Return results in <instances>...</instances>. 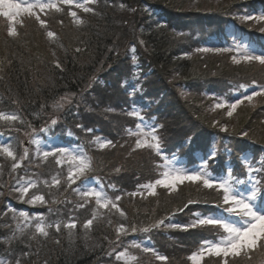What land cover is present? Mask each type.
Here are the masks:
<instances>
[{
    "label": "trees",
    "instance_id": "16d2710c",
    "mask_svg": "<svg viewBox=\"0 0 264 264\" xmlns=\"http://www.w3.org/2000/svg\"><path fill=\"white\" fill-rule=\"evenodd\" d=\"M257 1L237 0L224 8L187 10L172 7L161 0H97V3L89 5L95 11L92 14L84 13L74 4H61L62 11L40 15L46 22L47 30L56 33L54 41L49 40L45 28L32 16L21 18L15 25L18 35L10 37L7 34L8 21L0 17V110L15 111L25 121L12 130L0 126V133L6 142L13 143L18 154H22L24 148L29 151V159L23 161L18 174L38 172L43 174L42 179H47L60 169L61 166L51 158L46 163L39 162L35 156V145L30 140L35 138V133L53 113V102L67 96L70 104L60 114L53 134L59 137L60 143L78 144L89 154H94L91 155L93 158L96 155L100 158V161L96 159L98 169L91 174L95 181L92 178L89 180L103 187L111 198L135 192L139 185L161 176L164 158L153 151L136 149L135 145L128 144L124 154L115 148L103 153V149L100 150L94 143L96 137H106L116 142L128 136L129 131H135L137 118L128 115L132 110L153 119L157 126L162 125L158 127V134L162 137L163 154L167 158L181 157L182 164L191 166L207 154L208 149L213 147L211 144L216 143L214 146L218 154L229 157L233 169L241 175L244 172L241 164L244 152L264 156V141L252 136L254 129L257 131L255 127L261 126L260 119L264 120V104L253 111L247 121L239 124L240 132H221L192 117L193 113L181 94L175 92L177 87L168 82L167 73L171 71L187 77L178 84V89L183 93L199 92L209 100L223 98L228 101L233 98L232 87L228 89L230 81L264 84V66L257 62L255 69H246L251 70L250 73L246 72L249 74L238 71L225 73L221 71L227 68L229 53L207 54L191 61L182 57L185 53L192 57L198 53L196 49L213 47L216 41L227 43L231 37L238 40L247 36L252 42H261L259 35H264L259 30L261 25L249 28L247 22L241 23L235 18L250 10ZM260 1L264 7V0ZM75 2L83 3L84 0ZM120 4L125 7L120 8ZM69 11H75L77 18L85 21L82 27L71 24L73 17L68 14ZM156 22L164 27L157 28ZM235 29L237 33H231ZM77 49L80 51L77 52ZM200 66L208 71L201 70ZM193 67L201 74L191 75ZM210 68L215 71H209ZM134 88L137 90L133 91ZM219 121L220 124L232 126V121L223 118ZM28 124L32 127L29 128ZM77 124H83L93 131L88 133L81 130L76 127ZM32 129L37 131L33 134ZM244 132H247V136H242ZM28 134H32L29 141L26 140ZM71 135L78 139H69ZM112 151L121 153L120 157L115 154L118 160L110 162L105 157H112ZM139 155L144 158H139ZM123 158L132 159V163L124 165ZM0 164L3 165L0 184L5 185L0 189L5 193L0 196V259L5 264L14 261L22 251H28L22 243L6 241L15 228L12 213L7 212L8 207L29 214H43L50 221L66 220L69 216H75L81 222L91 218L94 202L85 208H77L79 197L72 190L56 197L61 202L50 205L53 209L51 213L49 207H33L19 202L7 188L12 182L9 178L10 161L0 157ZM62 167L66 172L67 164ZM212 168L215 173H220L226 170V165L218 162ZM78 185L79 182L73 187ZM187 189L179 186L175 207L150 221L145 217L152 208H140L136 216L135 212L126 214V219L115 210L100 209V219L87 236L78 228L70 240L66 230L59 234L51 230L50 238L45 242H32L33 255L30 259H24L23 264H44L45 261L47 264H124L122 260L117 261L115 256L125 249L129 255L136 257L128 264H189L187 257L197 251L204 240H219L224 235L222 230L196 228L180 231L161 227L148 233L129 232L115 245L108 242L115 240V228L119 223L127 226L135 220L136 225L144 227L167 218L166 223L188 224L194 218L193 213L218 211L214 207L218 202L214 191L198 184H189ZM189 200L195 203L178 211ZM141 202L139 200V206H142ZM109 219L111 224L108 223ZM105 236L108 240L104 239ZM57 239L61 241L59 244L55 243ZM134 242L154 248L167 260H157L151 253L132 248ZM37 252L38 255L35 254ZM205 264H221V261L215 258ZM230 264H264V251L251 253L250 258L242 255L230 259Z\"/></svg>",
    "mask_w": 264,
    "mask_h": 264
},
{
    "label": "snow or ice",
    "instance_id": "6c2138e0",
    "mask_svg": "<svg viewBox=\"0 0 264 264\" xmlns=\"http://www.w3.org/2000/svg\"><path fill=\"white\" fill-rule=\"evenodd\" d=\"M97 3V0H84L83 3H76L75 0H34L32 3L26 0H0V17L8 21L7 34L10 37L18 35L15 25L19 23L17 17L22 13L28 16H33L40 23L42 28H45L46 35L49 40L56 39V33L47 30V25L44 20L40 18L39 13H44L45 10L54 9L57 12L62 11L60 7L63 5H75L76 8L82 9L84 13H93L94 9L89 5ZM124 8V4L119 5ZM38 10V12H37ZM74 18L75 24L81 26L85 23L83 19L77 18L75 11L68 13ZM241 23L251 22L260 24V31L264 32V12L259 15L251 13L238 14L236 17ZM157 28H162L164 25L156 22ZM77 52L80 49L76 50ZM197 52H215V53H231V59L234 64L241 62H257L264 66V53L255 54L250 50L249 45L241 44L234 38L231 46L226 47H202L196 49ZM60 67L59 62L56 65ZM254 85L255 81L252 82ZM245 88V85H240ZM138 88V86H137ZM250 93H244L240 98L232 102L227 100L218 101L215 103V109H226L227 116L232 117L236 109L245 102L249 104L254 103L256 98L264 99V84L256 85ZM137 89H133L136 91ZM15 103V101H14ZM70 104L67 96L59 98L52 104L53 113L45 120L44 125L38 130L43 133L46 140L31 139L30 143L35 145V156L39 162L46 163L49 158L54 160L55 164L61 166L56 174L51 175L50 178L42 179V173H25L19 175L18 170L22 167L23 161L29 159V151L24 148L22 154H18L13 143L0 142V157L10 161L9 178L10 182L7 185L8 191L14 194L15 198L21 202L33 207H49L51 213L53 209L50 205L58 204L56 197L68 190H72L79 197L77 208H85L90 203L94 202L95 208L91 213V218L79 221L75 216H69L65 219H57L50 221L43 214H29L26 211H17L12 207L7 208V212L12 213V220L15 223V228L12 230L10 237L6 238L8 243L13 241L24 244L28 251H22L21 255L14 258V261H9L8 264H23L24 259H30L33 255L32 242L43 243L50 238V231L54 230L59 234L62 230H66L69 239L79 229H82L85 236L94 228V223L100 219V209L115 210L121 217L126 214L120 209L116 203L121 199V196H116L113 200L107 195L103 187L97 188L89 184L91 174L95 171L92 157L81 148L78 144H57L53 135L56 126L59 123L60 114L63 113L66 106ZM41 107H45L41 105ZM128 115L139 119L140 123L135 125V131H129V135L135 136L136 149H148L155 152L158 156L164 158L165 170L161 173V178L154 182L139 185L138 191L128 193L129 196L135 197L137 195L144 197L145 193L150 196H156L157 187L165 189H174L179 184L185 181L193 184L203 186V188L212 190L216 193L218 202L214 207L218 210L210 214L193 213V219L188 224H179L167 222V218L156 220L154 223L138 227L135 223L126 226L125 223H119L115 228V240H109L110 244H116L121 240L122 236H127L129 232L135 233L142 231L145 233L151 232L154 229L167 227L180 231H188L189 229L203 228L210 231L222 230L224 235L219 240H204L199 249L194 251L187 257L191 264H203L205 257L220 258L222 264H230V259L234 260L242 255L248 256L256 251H264V199L258 200L264 194V159L253 162L252 157L241 156V164L244 172L241 176L234 174L232 169L226 170V175H213L209 168L215 162L217 157V150L213 149L207 153L200 165L194 169H186L184 167H175L167 156L163 154L162 137L158 134V127L153 121L149 123L140 111L132 110ZM25 123L21 114L12 111L7 112L0 110V126L12 130L17 124L23 125ZM31 128V124H28ZM77 128L91 133L93 130L85 128L83 124H77ZM227 124L220 125V131L228 132ZM36 129H32L33 134ZM2 134V133H0ZM247 136V132L242 133ZM94 143L100 149L114 147L112 140H102L96 137ZM230 152L231 150L228 149ZM67 164L66 172L63 170V165ZM40 164H37L39 168ZM3 178V165L0 164V179ZM79 185L73 187L74 185ZM4 184H0V189L4 188ZM46 189V191H43ZM4 191H0V196H3ZM195 201L189 200L183 208L178 211H183L189 204ZM111 224V220L108 221ZM108 240V237H104ZM61 241L57 239L55 243L59 244ZM132 248L140 249L144 253H151L157 260L165 261L166 256L160 255L154 248L142 246L140 243H132ZM114 250V249H113ZM11 255V253H9ZM38 255V252L35 253ZM115 259L117 261H124L128 264L129 261L136 260L135 256L129 255L127 249L116 253ZM0 264L5 262L0 259ZM47 264V261L44 262Z\"/></svg>",
    "mask_w": 264,
    "mask_h": 264
},
{
    "label": "rangeland",
    "instance_id": "374dc122",
    "mask_svg": "<svg viewBox=\"0 0 264 264\" xmlns=\"http://www.w3.org/2000/svg\"><path fill=\"white\" fill-rule=\"evenodd\" d=\"M161 1H164L166 4H169L170 6L176 7V8H183V9H187V10H201V9L206 10V9H211V8L217 9V8H224L227 6H231L232 4H235L237 0H183V1H181V0H161ZM26 2L32 3L30 0H26ZM261 3H262V1L258 0L257 4L255 6H253L250 10H248L246 13H251L253 15H259L262 12H264V9H263L264 7ZM52 11H55V10L54 9L45 10L44 13H39L37 10L39 15H46V14L52 13ZM93 13H95V11ZM26 17H31V16H28L26 13H22L21 16L17 17V20L20 22L22 20L21 18H26ZM247 23H248L247 25L250 26L249 28H257V27H259L258 25H260V24H258L256 26V23H251V22H247ZM71 24L76 25L74 18L72 19ZM77 27H82V25L77 26ZM231 33H237L236 29H235V31L232 30ZM233 39L234 38L231 37L229 39L230 41H227V43H225L223 41H219V42L216 41L215 46H213V47L231 46L233 43ZM259 39L261 40V42L259 41L260 43L259 42L255 43V42H252V40H250L247 36H243L242 38H239L237 40V42H239L241 44H247V45H249L250 50L254 51L255 54H261V53H264V35H259ZM207 54L226 55L227 53L198 52L197 54H195L192 57L185 53L182 55V57L190 59V61H191L192 59L194 60V59L198 58V56L202 57V56H205ZM229 54H230V57L227 56L228 57L227 65H226L227 68H223V71H221V72H225V73L234 72L235 73L238 71V72H242L243 74H249L251 72V70H246V69H255V62H252V63L241 62L239 64H234L232 62L231 57H232V55L235 54V52H231ZM200 67H201L200 68L201 70L206 69V71H208V69L206 67H204V66H200ZM212 70H214V69L210 68L209 71H212ZM200 72H198L196 69H194V67L191 68V70H190L191 75H193V74L195 75V73L201 74ZM246 72H249V73H246ZM167 75L169 76L168 82L170 83V85H172L175 88L177 87V90L175 89V92L181 94V98L184 100L185 104L188 105V107L190 108L189 110H191V112L193 113L192 117L198 118V120H200V122L202 124L212 126L214 129H218L219 131H220V125H223L222 123L220 124L219 120L221 118H223V119H226L228 121H232V126H233V127L231 126L232 128L227 124L228 129H229L228 131L234 130L235 132H240L239 124H242L243 122L247 121L250 117V114L253 111H255L256 109H259V107L262 104H264V99L256 98L254 103L249 104L248 102H245L243 105L239 106L236 109V111L233 113L232 117H228L226 109H215L214 108L215 103H217L218 101H224L223 98L222 99L215 98V99L209 100V98H206V97L203 98L201 95H199V92H195V91L190 92L189 91V92L183 93L182 91H180L178 89V84L181 81V79L183 80V78H187V77L186 76L181 77L180 75H177L175 72H171V71L169 73H167ZM177 81H178V83H177ZM242 84L245 85L246 87L241 88L240 85H242ZM256 85H257V83L254 85L253 83L246 82V81L245 82H239V83H236V81H230L228 84V89L230 90V88L232 87L231 96H234V97L230 98V100H228V101L232 102L235 99L240 98L242 94H244L246 92L250 93L254 88L256 90H258V88H256ZM145 119L149 123H152L154 121L153 119H147V118H145ZM260 121L262 122L261 126H258L259 128L255 127V128H257V131H256V129H254L252 136H254L256 139L264 141V120L260 119ZM137 123H140L139 119H137ZM235 129H237V130H235ZM249 132H251V131H249ZM35 135H36L35 139H42V140L47 139V137H45L44 134L40 133L39 131H37L35 133ZM31 136H32V134H28L26 137V140L29 141ZM54 137H55V141H54L55 143L63 144V143H60V139L57 135H54ZM71 138L76 139V140L78 139L74 135H71V137H69V139H71ZM100 138L102 140H105V139L110 140L106 137H100ZM135 139H136L135 136H131V135H128L126 137H122L121 140L113 142V144L115 145L114 147L105 148V150L103 149L102 152L106 153V152H108L106 150H108L109 148H111V149L115 148L116 150H122V154H124V149L128 147V144L130 146L135 145ZM0 142H6L5 138L3 137L2 134H0ZM215 144H211L213 147L208 149L207 153L210 150L216 149L214 146ZM72 145H75V144H72ZM96 147H98V146H96ZM112 152L114 153L112 155V157H110L109 155L107 157H105L110 162L113 159L118 160V159H116L115 154L120 157V153H121V151H119V152L118 151H112ZM217 153H218V151H217ZM88 155L91 156L92 154L88 153ZM242 155L252 157L253 162L264 159V156L262 154L256 155L250 151H246ZM92 156H94V154ZM96 156H95V158L92 157V160H94L93 161L94 169H98L97 167L99 165L97 164V160L100 161V158H97ZM141 157L144 158V156L139 155V158H141ZM206 157H207V154L202 159H200L197 163L191 164V166L189 164H188L189 166L187 164H185V165L182 164V158L181 157L173 156V157L168 158V160L171 161L175 167H184L186 169H194L198 165H200L201 162L204 159H206ZM228 158L229 157H222L219 154H217L216 160L214 163L211 164L209 171L213 175H226V170L232 169L235 175L241 176L239 174V172H237L233 169V165L230 163V158L229 159ZM123 161H125L124 165H128V164L132 163V159L123 158ZM218 162H222V163H224V165H226L225 171H221L220 173H218V171L216 173L213 171L214 169L212 168V165H216ZM164 163H165V161L162 164L161 173L165 170ZM110 166H111V164H110ZM90 178H92L93 181H95V178L93 176H91ZM159 178H161V176ZM241 178H243V176H241ZM155 180L146 182L144 184L154 182ZM93 181L89 180V184L92 186H96L97 188L101 187V186H98V184L94 183ZM189 184L195 185L191 182L185 181L183 184H179L176 188L171 189V190L158 186L156 189V192H157L156 196H150V195H147V193H145L144 197H141L139 195H137L135 197H131L127 194L122 195V196L119 195V196H121V199L119 201H117L116 203L118 204L120 209H126L125 214L132 215L135 212V216L138 214V210H140V208L143 210H148L149 208H152L151 209L152 211L149 214H147V216L145 217L148 221H150V220L157 218V216L161 215L162 212H164L165 210H169L171 208L173 209L175 207V205L178 203V201H177V198L179 196V194L177 192L178 187L182 185V186H185L186 190H188L187 186ZM136 191H138V190H136ZM180 198H182V196L179 197V199ZM112 199L114 200L115 198H112ZM260 199H264L263 194L260 197H258V200H260ZM139 200L140 201L142 200V202H141L142 206H139V204H138ZM135 216H134V218H136ZM134 222H135V220H134ZM199 247H198V249H199ZM215 258H217V257H207L206 256L204 261H203V264L208 262V260H213ZM189 264H191V262ZM221 264H222V262H221Z\"/></svg>",
    "mask_w": 264,
    "mask_h": 264
}]
</instances>
